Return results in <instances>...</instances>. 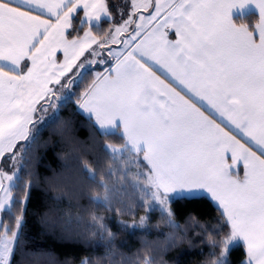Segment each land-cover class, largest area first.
Listing matches in <instances>:
<instances>
[{"label": "snow or ice", "instance_id": "obj_1", "mask_svg": "<svg viewBox=\"0 0 264 264\" xmlns=\"http://www.w3.org/2000/svg\"><path fill=\"white\" fill-rule=\"evenodd\" d=\"M104 49L114 66L96 73L78 112L93 140L119 143L101 150L104 169L86 158L94 142L78 140L67 121L69 162L46 178L54 199L69 200L73 234L105 247L104 257L80 264H163L162 253L191 242L189 233L204 246L201 264H264V0H0V213L16 212L12 223L0 220V264H15L33 183L14 196L35 140L30 126L59 100L50 85L70 83L62 78L86 51L100 59L86 57L80 68L106 63ZM21 140L28 145L18 148ZM202 197L215 217L177 218L175 201ZM133 206L144 214L122 222L140 236L128 255L97 210L124 215ZM161 226L167 232L149 240ZM234 250H242L238 262Z\"/></svg>", "mask_w": 264, "mask_h": 264}, {"label": "trees", "instance_id": "obj_2", "mask_svg": "<svg viewBox=\"0 0 264 264\" xmlns=\"http://www.w3.org/2000/svg\"><path fill=\"white\" fill-rule=\"evenodd\" d=\"M108 27L109 24L106 22L101 25L103 31H107ZM109 65H111L110 61L98 69L100 68L102 71ZM94 70L84 71L79 84L61 103L57 115L43 125L39 131H33L29 137V139L35 137L33 143L28 145V141H24L18 144L28 146L25 148V167L20 172L22 182L14 192V196L22 194L29 179H32L33 183L27 189L29 196L23 205L25 209L24 222L19 230L15 264H80V261L85 257H90L95 261L97 257H104L106 254L105 247L99 245L95 238L90 235L84 238L73 234L78 229V225L75 214L71 220L64 214L69 207L68 198L61 196L59 200L54 199L57 194L50 189L46 180L53 173L62 171L63 166L70 159L69 148L61 138V131L65 122L71 121L78 140L86 141L89 144L94 142L95 147L85 154L86 158L93 163L99 161L104 169H107L109 161L104 157L101 150L106 143H119L115 138L110 137L105 140L98 135L93 140V132L86 117L78 112V100L94 79ZM2 166L3 162L1 161L0 167ZM130 202L126 198L121 207ZM80 203L88 206L87 197L81 199ZM173 208L180 221H183L189 213H194L202 219L217 215L206 197L193 202L177 200L173 203ZM131 212L132 214H129L126 210L125 214L121 215L115 210L105 211L103 208L97 210V214L104 217V222L111 231L116 233L115 248L128 255L140 247V236L138 233L133 235L131 228L124 229L122 222H132L133 215L144 214L135 206ZM46 213L49 214L47 224L42 223V217ZM15 215V211L12 216L4 214L2 220L4 223H12ZM157 216L158 213L153 214V224H155ZM90 223L89 220L85 219L83 224L79 225V231L83 232ZM158 232L164 233L167 232V229L164 226L158 230L154 228L148 239H157ZM189 236L191 242L185 241L162 253L163 264H201L203 258L199 253L204 246L197 243L198 238L194 234L189 233ZM159 239L163 240L164 237L159 236ZM33 253H37V255H33ZM241 255L242 250H234L232 259L238 262Z\"/></svg>", "mask_w": 264, "mask_h": 264}, {"label": "crops", "instance_id": "obj_3", "mask_svg": "<svg viewBox=\"0 0 264 264\" xmlns=\"http://www.w3.org/2000/svg\"><path fill=\"white\" fill-rule=\"evenodd\" d=\"M80 15L82 16V12L80 13ZM86 30L87 29H85V31ZM122 39H123V37H122ZM93 47H96V46L93 45ZM112 47L117 48L116 50L118 51V50H121L123 46L120 45V44H118V47H117V45H113ZM90 51L91 50L86 51L84 53V56L80 57V60L77 61V66L76 67H73L72 71L69 72V73H67V75L64 78H62V84L65 81H70V77H72V76L74 77L73 79H80V77H81L80 74L83 73L86 70L95 69L93 71L94 72L93 75H94V78H95L96 73H98V72H104L105 69H108V68H111V67L114 66V61L111 58L109 60L111 62V65H109L108 67H105V69L102 70V71L100 70V68L98 69V67L100 65V63H98V62H93L91 64L84 63V67L83 68H80L79 67V64L81 62L85 61V58L86 57L89 58V59H92L94 61H99L100 57H94V58L93 57H90ZM57 57H58V61L59 62H63V53L62 52H58L57 53ZM72 84H73V82L72 83L71 82L70 83H66L64 85V87H61L60 85H50V87H54V88L57 89V97H59V100H57L56 97H53L52 99L54 101H56L55 105L53 107L49 108V110L46 113H43L42 115L39 112L36 114L37 115V122L35 124H33V125L30 126L31 131H30L29 137L32 135V133L34 131V126L37 125V123H38V121H40V119H42L44 117H48V118H52L53 119L57 115L58 109H59V104H60L61 101H63V98L68 95V93H69V87H71ZM83 115L86 117L87 114H83ZM21 142H24V140L19 141L18 144L21 143Z\"/></svg>", "mask_w": 264, "mask_h": 264}, {"label": "rangeland", "instance_id": "obj_4", "mask_svg": "<svg viewBox=\"0 0 264 264\" xmlns=\"http://www.w3.org/2000/svg\"><path fill=\"white\" fill-rule=\"evenodd\" d=\"M121 39H122V37H121ZM117 47H118V44H117ZM113 49L116 50L117 48L113 47ZM101 51L104 52L103 59H105L106 63H108L109 60L112 58V57H110V56L107 55V51H108V50H107V49H104V50H101ZM106 63H104V64H100L99 67H103L104 65H106ZM82 75H83V73L80 74L81 77H82ZM81 77H80V79H73V78H74L73 76L70 77V81H71V83L73 82V84H72L71 87H69V93H70L71 91H73L74 88L79 84V82L81 81ZM69 93H68L67 96H65V97L63 98V101L69 96ZM63 101L60 102V104H59V108H60V105H61V103H62ZM77 109H78V108H77ZM58 111H59V109H58ZM51 120H52V118H48V117H44V118L40 119V121H38L37 125H35L36 127L34 126V131H36V130L39 131L40 128H41L43 125H45L46 123H48V122L51 121ZM21 146H24V145H17L18 148L21 147ZM22 155H23V154H22ZM0 165H1V161H0ZM3 215H4L3 213H0V220L3 219ZM123 223H125V224H131L132 222L123 221Z\"/></svg>", "mask_w": 264, "mask_h": 264}]
</instances>
